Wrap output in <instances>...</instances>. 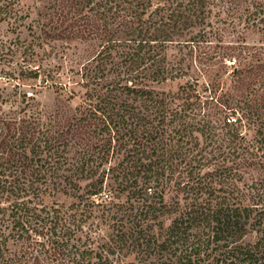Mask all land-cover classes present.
I'll list each match as a JSON object with an SVG mask.
<instances>
[{
  "label": "trees",
  "instance_id": "1",
  "mask_svg": "<svg viewBox=\"0 0 264 264\" xmlns=\"http://www.w3.org/2000/svg\"><path fill=\"white\" fill-rule=\"evenodd\" d=\"M35 4L0 0V264H264V0Z\"/></svg>",
  "mask_w": 264,
  "mask_h": 264
},
{
  "label": "rangeland",
  "instance_id": "2",
  "mask_svg": "<svg viewBox=\"0 0 264 264\" xmlns=\"http://www.w3.org/2000/svg\"><path fill=\"white\" fill-rule=\"evenodd\" d=\"M18 2H19V6L22 8V10L25 13H29V19L26 20V23H33L34 24L35 23L34 21L39 18L38 15H37V9L35 8V6H36L35 0H18ZM223 34L225 36L224 37V42L225 41L227 42V41H230V40H234L235 31L232 30L231 27H226L225 26L224 30H223ZM17 35H18V32L12 33L10 30H8L6 28L5 25H2V28L0 30V37L1 38H3V39H7V38L8 39H14ZM19 36L21 37V39L30 40L31 39L30 30H27V28H22L21 29V34L19 33ZM245 40H246V42H247V44L249 46L256 45L257 47L258 46H262L263 47L261 49V51H263L262 58L264 60V34L261 33V32L252 30V31L247 32L245 34ZM215 45H216V41H213L211 43V45H209L211 47L210 48L207 47V49H205L206 52H207V55H212ZM38 50L41 53H43V51H42L43 49L42 48H38ZM39 60H44V62H46V61L47 62H51L52 64H55L56 62H58L57 59H50V57H46L45 54H42L41 55V59H39ZM36 61H37V59H36ZM212 62L213 61H211V60H207V61L205 60V65L210 66V64ZM226 63H227V68H224L223 71L225 69L227 71L232 70V66L233 65H231V64L233 63V61L232 60H226ZM205 65L201 64V66H203V67H205ZM0 66L2 67V64ZM223 79L225 80V76H224ZM204 80H205V78L203 76V78H201L200 81L204 82ZM14 83H15V81H13V80H8L7 81V79H0V93L2 92L3 88L5 89V91H3L4 94H5V92H11L13 90ZM177 87H178V82H169V83H166V84L156 85L155 86V90H157V91H176ZM202 87L203 86H200V87L197 88L199 93L207 95L208 92H205ZM23 91H28L29 93L35 92L37 105L41 109L54 108V106L57 105V99H56L57 94H55V92H53L52 90H49V89H46V90L42 89L41 90L38 87L33 89V88H31L28 85V86H25L23 88ZM78 101H79V98L76 97L74 100L71 101V104L73 106H75L78 103ZM58 105H60V102H58ZM256 176H258V177L261 176V175L259 176V170L256 171V170L250 169L248 174H246V179L249 180V182H250L251 178L254 177V179H255ZM263 177H264V175L262 173V176L260 178H263ZM120 197L122 198V195H120ZM61 199H62V201H64L65 203H68V204L71 203L72 200H74V198H72V197H70V198L61 197Z\"/></svg>",
  "mask_w": 264,
  "mask_h": 264
}]
</instances>
